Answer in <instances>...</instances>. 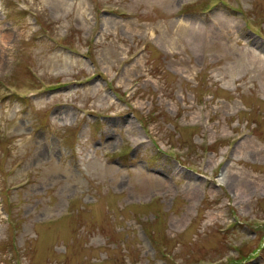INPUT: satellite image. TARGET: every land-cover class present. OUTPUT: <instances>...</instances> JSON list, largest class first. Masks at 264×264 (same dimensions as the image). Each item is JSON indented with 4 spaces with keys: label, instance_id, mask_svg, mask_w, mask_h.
<instances>
[{
    "label": "rangeland",
    "instance_id": "rangeland-1",
    "mask_svg": "<svg viewBox=\"0 0 264 264\" xmlns=\"http://www.w3.org/2000/svg\"><path fill=\"white\" fill-rule=\"evenodd\" d=\"M216 262L264 264V0H0V264Z\"/></svg>",
    "mask_w": 264,
    "mask_h": 264
},
{
    "label": "trees",
    "instance_id": "trees-1",
    "mask_svg": "<svg viewBox=\"0 0 264 264\" xmlns=\"http://www.w3.org/2000/svg\"><path fill=\"white\" fill-rule=\"evenodd\" d=\"M12 225H13V229H15V225H14V223L12 222ZM214 264H219V262H216V263H214Z\"/></svg>",
    "mask_w": 264,
    "mask_h": 264
}]
</instances>
